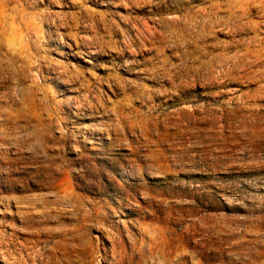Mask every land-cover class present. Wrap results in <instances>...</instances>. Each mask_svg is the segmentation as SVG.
I'll use <instances>...</instances> for the list:
<instances>
[{"label": "rangeland", "instance_id": "374dc122", "mask_svg": "<svg viewBox=\"0 0 264 264\" xmlns=\"http://www.w3.org/2000/svg\"><path fill=\"white\" fill-rule=\"evenodd\" d=\"M255 1L0 0V264H264Z\"/></svg>", "mask_w": 264, "mask_h": 264}, {"label": "bare ground", "instance_id": "6f19581e", "mask_svg": "<svg viewBox=\"0 0 264 264\" xmlns=\"http://www.w3.org/2000/svg\"><path fill=\"white\" fill-rule=\"evenodd\" d=\"M17 1V0H16ZM242 1V0H241ZM246 1H248V0H246ZM252 1V0H251ZM257 1V0H256ZM255 1V2H256ZM263 2V1H262ZM248 3V2H247ZM250 3V2H249ZM248 3V4H249ZM258 3V2H257ZM242 4V3H241ZM245 5H246V3H245ZM243 6V5H242ZM23 7V6H22ZM249 7H251V6H249ZM245 9L246 10H249L247 7H245ZM245 11V10H244ZM2 12V11H1ZM19 12V11H18ZM243 12V11H242ZM247 12V11H246ZM243 13H245V12H243ZM31 16V15H30ZM246 16V15H245ZM242 17V16H241ZM16 18H18V17H16ZM32 19V18H31ZM244 23V22H243ZM28 24H30V23H28ZM248 25H249V23H248ZM253 25V24H252ZM32 26V25H31ZM36 26V25H35ZM38 26V25H37ZM250 27H251V25H250ZM1 28V27H0ZM29 28V27H28ZM252 28H254V27H252ZM257 28V27H256ZM18 29V28H17ZM29 30V29H28ZM26 32V31H25ZM259 37H261V36H259ZM252 38H254V37H252ZM19 39V38H18ZM255 39V38H254ZM10 40V39H9ZM27 40V39H26ZM4 42V41H3ZM14 42H16V41H14ZM257 43H258V41H257ZM22 44V43H21ZM26 44V43H25ZM253 44V43H252ZM255 44V43H254ZM27 45V44H26ZM25 45V46H26ZM31 45V44H30ZM251 46V45H250ZM250 46H249V44L248 45H244V48H243V52H244V54L239 58V64H243L244 66H245V64H246V62H248V57H250V56H253V57H258L259 59H262L263 58V54H264V38L262 37V38H259V48L257 49V50H255L254 51V49L253 50H251L250 49ZM254 47H256V46H254ZM31 48V47H30ZM34 53V52H33ZM11 54V53H10ZM12 55V54H11ZM33 55V54H32ZM16 56V55H15ZM18 57V56H17ZM9 61V60H8ZM37 66V65H36ZM253 67V66H252ZM13 69V68H12ZM9 77V76H8ZM36 80V79H35ZM39 81V80H38ZM16 83V82H15ZM28 83V82H27ZM35 87V86H34ZM16 88V87H15ZM9 92V91H8ZM38 99V98H37ZM25 100V99H24ZM31 100H33V99H31ZM30 100V101H31ZM78 103H80V102H78ZM82 105V104H81ZM5 107V106H4ZM10 107H12V106H10ZM4 109V108H3ZM2 109V110H3ZM13 109V108H12ZM15 109H17V108H15ZM53 109V108H52ZM18 110V109H17ZM13 112H10V113H14V110H12ZM32 111V110H31ZM35 111V110H34ZM66 111V110H65ZM2 112V111H1ZM4 112V111H3ZM5 113V112H4ZM34 113V112H33ZM7 115H8V113H7ZM11 115V114H10ZM16 115V114H15ZM18 115V114H17ZM127 115H128V113H127ZM5 116V115H4ZM9 117V116H8ZM12 117H13V115H12ZM21 117V116H20ZM25 117V116H24ZM2 118H3V114H2ZM4 119V118H3ZM7 119H9V118H7ZM13 119H14V117H13ZM4 120H6V119H4ZM17 120H19V118L18 119H16V121ZM31 120V119H30ZM3 121V120H2ZM7 121V120H6ZM11 121V120H10ZM13 121V120H12ZM32 121V120H31ZM39 121V120H38ZM13 123V122H12ZM0 124H2V123H0ZM10 124V123H9ZM15 124V123H14ZM16 124H18L17 122H16ZM15 124V125H16ZM30 124V123H29ZM140 124V123H139ZM2 125H4V124H2ZM1 125V126H2ZM12 125V124H11ZM52 125V124H51ZM58 125V124H57ZM5 126V125H4ZM45 126V125H44ZM50 126V125H49ZM65 126V125H64ZM46 127V126H45ZM109 128L111 127V126H108ZM7 128V127H6ZM10 128V127H9ZM9 128H7V129H5L6 131H4V132H6L7 133V131H8V129ZM251 128V127H250ZM263 128L264 127H262V126H258L257 125V129L258 130H263ZM12 130H13V128H12ZM16 130V129H15ZM67 130V129H66ZM10 131V130H9ZM253 131V130H252ZM2 134H3V132H1ZM9 133V132H8ZM11 133H12V131H11ZM10 133V134H11ZM14 134H16V133H14ZM70 134V133H69ZM67 135V134H66ZM2 136V135H1ZM56 136H58V135H56ZM144 138V137H143ZM238 138V137H237ZM2 139H3V137H2ZM8 139H10V138H8ZM7 139V140H8ZM12 139V138H11ZM254 139H256V138H254ZM253 139V140H254ZM13 140V139H12ZM261 140V139H260ZM11 141V140H10ZM1 142V141H0ZM3 142L5 143V141L3 140ZM2 142V143H3ZM7 142V141H6ZM255 142H256V140H255ZM6 144H8V142L6 143ZM5 144V145H6ZM4 145V144H3ZM238 145V144H237ZM242 145V144H241ZM0 146H2V145H0ZM180 147V146H179ZM230 147V146H229ZM234 147V146H233ZM70 148V147H69ZM6 149V148H5ZM5 149H4V151H5ZM81 149V148H80ZM2 150V149H1ZM11 151V150H10ZM6 152V151H5ZM9 152V151H8ZM157 152H158V150H157ZM6 155V154H5ZM5 155H3V156H5ZM80 155V154H79ZM2 156V155H1ZM2 156V157H3ZM63 156V155H62ZM77 156V155H76ZM83 156H85V155H83ZM5 158V157H4ZM79 158V157H78ZM82 158V157H81ZM1 159V158H0ZM65 159V158H64ZM74 159V158H73ZM1 160H3V159H1ZM66 160V159H65ZM2 162V161H1ZM49 166V165H48ZM48 166H47V168H48ZM55 166H58V165H55ZM50 168V167H49ZM56 168V167H55ZM55 168H53V169H55ZM65 168V167H64ZM58 169V168H57ZM59 169H60V167H59ZM50 170V169H49ZM138 170V169H137ZM65 171V170H64ZM62 172V171H61ZM5 174H6V172H5ZM8 174V173H7ZM2 176V175H1ZM194 191H196V190H194ZM55 193V192H54ZM64 198V197H63ZM77 198V197H76ZM80 198V197H79ZM79 198H77V199H79ZM194 199V198H193ZM34 201V200H33ZM69 201V200H68ZM77 201V200H76ZM76 204V203H75ZM119 205V204H118ZM79 207V205H77L76 204V207ZM32 209V208H31ZM79 209V208H78ZM138 210V209H137ZM252 215V214H251ZM100 217V216H99ZM149 231V230H148ZM195 233V232H194ZM153 234V233H152ZM205 236V235H204ZM155 238V237H154ZM157 238V237H156ZM156 238H155V240H156ZM161 239V238H160ZM174 239V238H173ZM144 240V239H143ZM152 240V239H151ZM138 242V241H137ZM155 242V241H154ZM162 242V241H161ZM2 243H3V241H2ZM134 243V242H133ZM136 243V242H135ZM143 243V242H142ZM147 242H145V244H146ZM150 243V242H149ZM148 243V244H149ZM158 243V242H157ZM157 243L155 242L154 244L155 245H157ZM137 244V243H136ZM144 244V243H143ZM150 244H152V243H150ZM161 245V247H163L165 244H160ZM222 245V244H221ZM141 247H142V245H141ZM143 247H145V246H143ZM147 247H149V246H147ZM151 247H152V245H151ZM160 247V248H161ZM172 247V246H171ZM150 248V247H149ZM148 248V250H150ZM153 248V247H152ZM155 248H158L159 249V247H157V246H155ZM155 248H153V249H155ZM261 250V249H260ZM139 251V250H138ZM153 251H155V250H153ZM151 252V251H150ZM181 252V251H180ZM199 252V251H198ZM257 252V251H256ZM158 253V252H157ZM157 253H156V251H155V254L157 255ZM178 253V252H177ZM196 253V252H195ZM258 253V252H257ZM143 254V253H142ZM152 254V253H151ZM6 255V254H5ZM258 255H260V254H257V256ZM153 256V255H152ZM254 256V255H253ZM261 256V255H260ZM255 257V256H254ZM141 258V257H140ZM151 258V257H150ZM153 259V258H152ZM260 259V258H259ZM258 260V259H257ZM260 260H262V259H260ZM264 260V259H263ZM168 261H170V258H169V260ZM172 261H173V259H172ZM182 261H184V260H182ZM224 261V260H223ZM174 262V261H173ZM180 262V261H179ZM197 262V261H196ZM199 262V261H198ZM197 262V263H198ZM171 263V262H170ZM169 262H168V264H170ZM185 263V262H184ZM201 263V262H200ZM203 263V262H202ZM154 264V263H153ZM183 264V263H182ZM185 264H187V262L185 263Z\"/></svg>", "mask_w": 264, "mask_h": 264}]
</instances>
